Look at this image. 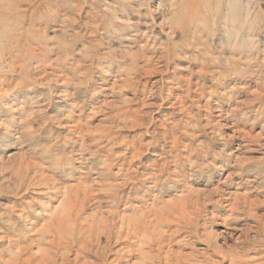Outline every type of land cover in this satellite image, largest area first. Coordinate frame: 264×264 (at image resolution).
I'll use <instances>...</instances> for the list:
<instances>
[{
	"label": "rangeland",
	"instance_id": "1",
	"mask_svg": "<svg viewBox=\"0 0 264 264\" xmlns=\"http://www.w3.org/2000/svg\"><path fill=\"white\" fill-rule=\"evenodd\" d=\"M69 204L148 233L109 264H264V0H0V264Z\"/></svg>",
	"mask_w": 264,
	"mask_h": 264
},
{
	"label": "bare ground",
	"instance_id": "2",
	"mask_svg": "<svg viewBox=\"0 0 264 264\" xmlns=\"http://www.w3.org/2000/svg\"><path fill=\"white\" fill-rule=\"evenodd\" d=\"M153 11V9H152ZM156 11V10H155ZM154 12V11H153ZM143 14V13H142ZM158 15V14H156ZM155 15V16H156ZM135 16V15H134ZM144 16V15H143ZM170 19V18H169ZM180 19V18H179ZM150 21V20H149ZM162 21V20H161ZM164 21V20H163ZM145 22V21H144ZM154 22V21H153ZM156 22V21H155ZM164 23V22H163ZM146 24V23H145ZM165 24V23H164ZM110 25V24H109ZM166 25V24H165ZM165 25L163 27H165ZM234 31H239L238 28H236V30ZM180 35V34H179ZM181 37V36H180ZM238 37V35H237ZM167 46V45H166ZM212 67V66H211ZM43 183V182H42ZM45 184V183H43ZM50 191V190H49ZM76 197V196H75ZM79 198V197H78ZM78 200V199H77ZM84 199H82L83 201ZM78 202V201H77ZM65 207H63L62 209H64ZM67 209L65 210V212L63 211L58 217H56V215L54 216V214L52 215V217H56L54 223H52L49 228L47 229V233H49L50 235V239H49V246H51V248H56L59 249V252H54L55 254H53V256L50 257H46L43 259H39V261L36 264H56L55 263V256L58 255L57 253L60 254V256L62 257V264H66L65 261H67L66 259V254L67 252H69V250L71 251L70 247L73 244H76V248L78 246H81L83 248H85L83 251L85 250H92L93 254L89 252L90 255L89 257H92V259H90L88 256H84V258H80L79 255L81 253H77L76 251L74 252L76 254V257L74 255V257L76 258L75 260H77L74 264H109L112 263L114 261L117 262H121V261H126L127 263V258L124 260V255L127 257L128 254H125L123 252V249L125 248V246H121L119 248H117L116 250L114 249V252H112L111 247H110V238H111V234L115 233L117 237L116 239H119V241H122V243L126 244V241H128L129 238L132 239V237L136 238V241H138L137 249L142 250L141 248L143 247V242H148L151 240V238L148 236V233L145 230H141V227H139L138 225H127L125 222H121L118 221L120 223H118V227L115 228L116 226V222L115 224L112 223V220L110 222V220H108L110 223L106 222V220H99L98 224L97 223H91L90 226L87 225V227L82 226L81 224L77 223V219L76 216L73 218L72 217V212L70 211V209L72 208L71 205L69 204L68 207H66ZM55 211V210H54ZM58 211V210H57ZM110 211V210H109ZM109 213V212H108ZM117 213V212H116ZM115 213V214H116ZM56 214V213H55ZM113 214V213H112ZM109 215V214H108ZM91 217V216H90ZM96 217V216H95ZM120 217V216H119ZM96 219V218H95ZM113 219V218H112ZM115 219V218H114ZM113 219V220H114ZM127 219V218H126ZM125 219V220H126ZM97 220V219H96ZM88 221V220H87ZM127 222V221H126ZM48 226V224H47ZM46 230V229H45ZM44 230V231H45ZM46 232V231H45ZM125 236H124V234ZM124 236V238L121 236ZM113 236V235H112ZM114 237V236H113ZM47 239V238H46ZM45 239V240H46ZM150 239V240H147ZM115 242V241H114ZM156 242V241H155ZM154 243V241H153ZM157 243V242H156ZM115 244V243H114ZM149 245V244H147ZM17 246V245H16ZM117 246V245H116ZM146 245H144L145 247ZM132 247V246H131ZM17 248V247H15ZM61 248V249H60ZM129 248V245H128ZM75 249V248H74ZM73 249V250H74ZM126 249V248H125ZM124 249V250H125ZM136 249V248H135ZM136 249V250H137ZM40 250V249H39ZM44 250V249H43ZM42 250V251H43ZM55 250V249H53ZM81 250V249H80ZM137 250V251H139ZM87 251V253H88ZM79 252V251H78ZM130 252V251H129ZM142 252V251H141ZM43 253V252H41ZM131 253V252H130ZM138 253V252H137ZM168 253V252H166ZM164 253V254H166ZM113 254V257L110 258L109 260V255ZM145 254V256L147 257L146 252H142V256ZM26 255V254H25ZM44 255V253H43ZM82 255V254H81ZM80 255V256H81ZM140 255V254H139ZM40 256V255H39ZM50 256V255H49ZM144 256V257H145ZM149 256V255H148ZM167 256V255H166ZM18 257V256H17ZM32 257V256H31ZM88 257V258H87ZM145 257V258H146ZM60 258V257H59ZM73 258V257H72ZM143 258V257H142ZM165 258V257H164ZM35 259V258H34ZM65 259V260H64ZM22 260V257H21ZM33 260V259H32ZM61 261V259H59ZM58 260V261H59ZM146 260V259H145ZM149 260V259H148ZM14 261V260H13ZM17 260H15L16 262ZM59 261V262H60ZM140 261V260H138ZM143 261V260H142ZM153 261V258L152 260ZM168 261V260H167ZM12 262V261H11ZM35 262V261H34ZM129 262V261H128ZM13 264H15L14 262H12ZM18 263V262H16ZM136 262H134L135 264ZM144 263V261H143ZM162 263V262H161ZM7 264V263H6ZM124 264V263H123ZM130 264V263H129ZM137 264V263H136ZM158 264V263H157Z\"/></svg>",
	"mask_w": 264,
	"mask_h": 264
}]
</instances>
